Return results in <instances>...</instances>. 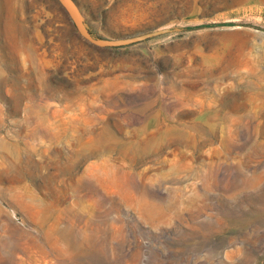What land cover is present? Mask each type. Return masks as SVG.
<instances>
[{
    "label": "rangeland",
    "instance_id": "rangeland-1",
    "mask_svg": "<svg viewBox=\"0 0 264 264\" xmlns=\"http://www.w3.org/2000/svg\"><path fill=\"white\" fill-rule=\"evenodd\" d=\"M0 0V264H264V0Z\"/></svg>",
    "mask_w": 264,
    "mask_h": 264
},
{
    "label": "water",
    "instance_id": "water-1",
    "mask_svg": "<svg viewBox=\"0 0 264 264\" xmlns=\"http://www.w3.org/2000/svg\"><path fill=\"white\" fill-rule=\"evenodd\" d=\"M61 5L64 7L65 11L69 15L76 31L88 42L99 46V47H120L130 45L136 42L144 41L148 38H152L158 35L181 31L184 27L181 26H171V27H162L152 29L146 32L131 36H123L118 38H106L98 36L93 32L91 26L89 25L87 18L82 13L78 4L75 0H58Z\"/></svg>",
    "mask_w": 264,
    "mask_h": 264
},
{
    "label": "bare ground",
    "instance_id": "bare-ground-1",
    "mask_svg": "<svg viewBox=\"0 0 264 264\" xmlns=\"http://www.w3.org/2000/svg\"><path fill=\"white\" fill-rule=\"evenodd\" d=\"M46 264V263H45Z\"/></svg>",
    "mask_w": 264,
    "mask_h": 264
}]
</instances>
